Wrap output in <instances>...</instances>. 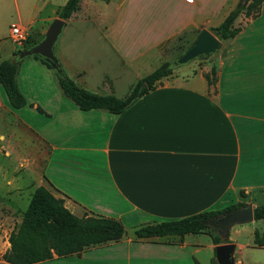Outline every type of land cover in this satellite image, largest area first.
Segmentation results:
<instances>
[{
    "label": "crops",
    "instance_id": "obj_1",
    "mask_svg": "<svg viewBox=\"0 0 264 264\" xmlns=\"http://www.w3.org/2000/svg\"><path fill=\"white\" fill-rule=\"evenodd\" d=\"M66 1L31 0L27 33L44 36ZM237 1L167 0L149 6L120 0L117 25L105 32L108 45L90 50L89 61L80 58L72 70L64 66L62 51L54 54L79 87L122 99L128 93L116 95L117 87L129 78L142 79L138 73L151 54L164 55L165 45L179 37L193 40L201 30L211 32ZM80 8L64 20L66 26ZM263 12L264 0L257 15L236 18L235 37L220 41L214 85L207 84L210 67L204 65L183 79L160 80L119 114L80 111L63 96L51 69L33 57L23 72L18 63L16 82L26 105L13 109L12 135L21 145L38 144L44 153L37 187L58 195L77 217L111 218L125 230L117 242L35 264H213L216 231L148 239H135L134 231L237 203L264 205ZM88 17L78 15L83 21ZM121 34L143 41L124 46L117 42ZM228 240L233 264L264 251Z\"/></svg>",
    "mask_w": 264,
    "mask_h": 264
},
{
    "label": "trees",
    "instance_id": "obj_2",
    "mask_svg": "<svg viewBox=\"0 0 264 264\" xmlns=\"http://www.w3.org/2000/svg\"><path fill=\"white\" fill-rule=\"evenodd\" d=\"M244 1H250L246 8L236 6L217 27L210 30L219 41L230 40L239 32V28L234 27V22L243 9L248 16L252 9L255 10L252 16L259 13L263 0ZM78 5L79 0H67L59 11L58 18L67 20L77 11ZM183 39L188 38L179 37L174 41L178 42ZM33 58L39 60L48 69H52L45 60L37 56ZM171 72L172 69L169 68L168 62L163 63L142 78L122 99L89 92L76 85L63 71L62 75L56 74V80L63 96L72 101L80 111L103 110L111 114H119L137 98L154 90L156 84L168 77ZM17 73L18 63L16 61L3 60L0 62V86L12 109H19L26 105V100L17 87ZM205 78L209 86L214 85L215 67L210 68ZM142 85H144L143 88H141ZM37 110L41 112L39 108ZM245 206L244 203H237L220 211L201 212L178 220L142 226L134 231V237L135 239H148L200 234L207 232L210 228L208 224L213 219ZM253 220L264 221V205L254 207ZM124 233L123 225L117 220L99 216L77 217L73 215L64 206L62 198H56L48 189L40 186L33 191L20 223L9 233V248L0 256V260L7 264H35L51 260L54 256L66 257L79 254L88 247L117 242L124 236ZM211 238L215 245L229 243L228 235L216 234ZM253 245L257 248L264 247V234L254 231ZM213 264H216L215 260Z\"/></svg>",
    "mask_w": 264,
    "mask_h": 264
},
{
    "label": "rangeland",
    "instance_id": "obj_3",
    "mask_svg": "<svg viewBox=\"0 0 264 264\" xmlns=\"http://www.w3.org/2000/svg\"><path fill=\"white\" fill-rule=\"evenodd\" d=\"M30 1L31 0H0V62L3 60L16 61L21 65V72H23L25 67L24 64L33 59L32 57L20 58L19 53L27 50L36 43L35 41L42 39L43 36L40 35L38 38H35L34 35L28 31L26 40L18 45L8 37V32L11 24H19L28 29V20L31 15V8L29 6ZM119 1L120 0L80 1L79 6H81V8L78 15L82 13L89 15L88 20H80L78 15H76L74 17L75 19L70 21L67 26L63 28L54 47L55 53L62 51L65 54L62 60L65 67L71 68L72 70L77 69L78 66L81 65L80 58L87 61L91 59L90 50L108 45L105 32L109 24L113 26L117 25L116 13ZM143 1L149 6H157L167 0ZM249 2L245 3L244 8H246ZM238 3L239 1H237L236 5H238ZM50 9L51 7H47L42 15L44 17L49 15ZM253 14H255L254 9L251 10L249 16L246 15L243 9L239 15L245 18ZM121 23L122 22H118V24ZM142 41L143 40L132 39L131 36L125 34H121V37L117 36V42L124 46L141 45ZM191 42L192 40L188 39H183L178 42H169L163 48V50L166 51L165 54L162 56L151 54L152 57L149 65L147 68L140 70L138 75L144 78L162 65L164 61H167L169 68H171L170 65L174 57L182 53ZM216 52L208 57L196 59L187 65L171 68V74L162 80H180L193 73L199 72L204 65L210 68L214 67L217 56ZM97 57L98 56H96V58ZM32 71L35 72L33 68ZM51 72L53 77L56 78L57 72L53 69H51ZM140 80L141 79L131 82L132 80L130 78L127 79V82L117 87V91L115 92L116 95L121 97L126 95ZM131 83H134L132 88H130L132 85ZM157 85L158 83L156 86ZM6 101V95L0 86V256L9 248V233L20 223L23 213L28 206L30 197L39 185L38 180L41 176L40 170L43 164L42 156L44 155L38 144L34 145L28 143L21 145L18 139L13 137L12 129L16 127V123L11 114L14 111L8 107L9 105H6ZM54 196L60 198L56 194ZM254 231L264 233L263 220H255L245 225H234L230 229L228 236L231 237V240L235 243L246 245L253 243ZM207 232H215V230L209 228ZM234 256H237V251H235ZM244 259L245 261L242 259L244 264H253V261H255L256 264H262L264 263V251L259 253L250 252Z\"/></svg>",
    "mask_w": 264,
    "mask_h": 264
},
{
    "label": "water",
    "instance_id": "obj_4",
    "mask_svg": "<svg viewBox=\"0 0 264 264\" xmlns=\"http://www.w3.org/2000/svg\"><path fill=\"white\" fill-rule=\"evenodd\" d=\"M244 0L238 3L239 8L245 5ZM66 26L64 20L56 18L49 24L43 38L29 49L19 54L20 58L37 56L48 62L58 75H62L59 63L54 54L56 41ZM220 48V41L209 31L201 30L191 44L177 55L170 67L186 65L196 59H202L215 53ZM144 85L141 86L143 88ZM253 221V208L251 205L231 211L209 222V227L219 235H228L234 225H245ZM233 245L230 243L220 244L215 247V261L217 264H233Z\"/></svg>",
    "mask_w": 264,
    "mask_h": 264
},
{
    "label": "built area",
    "instance_id": "obj_5",
    "mask_svg": "<svg viewBox=\"0 0 264 264\" xmlns=\"http://www.w3.org/2000/svg\"><path fill=\"white\" fill-rule=\"evenodd\" d=\"M8 37L16 44L20 45L26 40L27 29L19 24H11L9 27Z\"/></svg>",
    "mask_w": 264,
    "mask_h": 264
}]
</instances>
